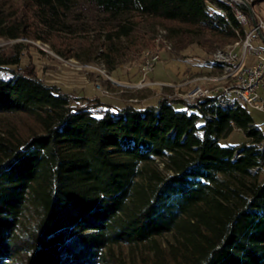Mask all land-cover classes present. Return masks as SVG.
Returning a JSON list of instances; mask_svg holds the SVG:
<instances>
[{"label":"trees","instance_id":"obj_1","mask_svg":"<svg viewBox=\"0 0 264 264\" xmlns=\"http://www.w3.org/2000/svg\"><path fill=\"white\" fill-rule=\"evenodd\" d=\"M87 6L116 23L115 36L129 34L121 22L133 17L216 44L252 27L228 0H34L47 32L75 33L74 11ZM32 28L0 7V39L31 38ZM20 48L0 53V121L32 120L24 135L1 123L0 264H107L113 246L156 248L168 234L175 242L156 264H264V134L248 107L207 97L187 104L195 112L167 98L115 109L17 73ZM235 130L247 141L221 144Z\"/></svg>","mask_w":264,"mask_h":264},{"label":"rangeland","instance_id":"obj_2","mask_svg":"<svg viewBox=\"0 0 264 264\" xmlns=\"http://www.w3.org/2000/svg\"><path fill=\"white\" fill-rule=\"evenodd\" d=\"M245 2L264 18V0ZM244 6L249 10L247 4ZM0 7L17 18L26 17L33 27L31 38L0 39V53L11 54L16 45L21 46V64L12 69L17 73L34 74L47 85L56 86L73 97L98 98L115 109L157 107L167 98L176 101L177 110L195 112L182 96L190 85L178 89L163 86H176L210 74L212 54L234 43L216 44L210 36L171 37L168 27L175 24L142 17L130 18L132 22L123 20L121 24L130 26L131 31L128 35L115 36L114 33L120 31L116 23L104 21V15L89 10L88 6L74 11L75 16L81 17L78 23H82L75 33L47 32L36 19L34 0H0ZM247 18L253 24L250 10ZM250 26L251 23L247 30ZM108 34L112 35V41L108 40ZM39 35L43 39L39 40ZM148 52L159 53L161 59L153 71L145 74L143 67ZM247 60L250 65L256 62L253 56H248ZM260 93L264 95V82ZM249 112L264 134V113L252 108ZM3 122L15 124L23 135L32 127V120L23 116L0 121V130L7 124H1ZM246 141L244 133L235 130L221 144L242 145ZM159 166L162 170V163ZM260 180H264V168ZM174 242V234H168L156 239V244L153 243L156 248L150 243L116 245L107 253V264H156L161 257H168Z\"/></svg>","mask_w":264,"mask_h":264},{"label":"built area","instance_id":"obj_3","mask_svg":"<svg viewBox=\"0 0 264 264\" xmlns=\"http://www.w3.org/2000/svg\"><path fill=\"white\" fill-rule=\"evenodd\" d=\"M228 2L235 9L237 19L243 24H248L247 13L236 7L237 4L246 5L245 0ZM254 14L256 26L252 24L244 39H238L212 54L209 60L212 67L210 74L198 76L176 86L163 87L178 89L190 85L187 93L182 95L188 105L195 106L201 99L215 97L219 106L224 109L236 107L240 103L264 113V95L260 93L264 82V18ZM248 56H253L256 62L248 64ZM160 59L157 52L146 53L144 73L153 71ZM239 156L240 154L237 155Z\"/></svg>","mask_w":264,"mask_h":264},{"label":"water","instance_id":"obj_4","mask_svg":"<svg viewBox=\"0 0 264 264\" xmlns=\"http://www.w3.org/2000/svg\"><path fill=\"white\" fill-rule=\"evenodd\" d=\"M246 4H247L248 7H249V10H250V13H251V19H252V21H253V25L256 26V21H255V14H254V11H253V9L251 8V6H249V3H248V2H246Z\"/></svg>","mask_w":264,"mask_h":264}]
</instances>
